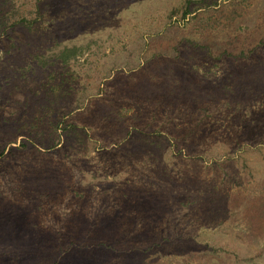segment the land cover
Here are the masks:
<instances>
[{
    "label": "rangeland",
    "instance_id": "obj_1",
    "mask_svg": "<svg viewBox=\"0 0 264 264\" xmlns=\"http://www.w3.org/2000/svg\"><path fill=\"white\" fill-rule=\"evenodd\" d=\"M0 264H264V0H0Z\"/></svg>",
    "mask_w": 264,
    "mask_h": 264
},
{
    "label": "trees",
    "instance_id": "obj_2",
    "mask_svg": "<svg viewBox=\"0 0 264 264\" xmlns=\"http://www.w3.org/2000/svg\"><path fill=\"white\" fill-rule=\"evenodd\" d=\"M185 14L187 15L188 14V12H185ZM185 16V15H184Z\"/></svg>",
    "mask_w": 264,
    "mask_h": 264
}]
</instances>
